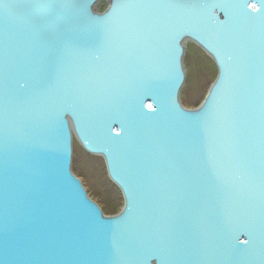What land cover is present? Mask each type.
<instances>
[{"label":"water","instance_id":"obj_1","mask_svg":"<svg viewBox=\"0 0 264 264\" xmlns=\"http://www.w3.org/2000/svg\"><path fill=\"white\" fill-rule=\"evenodd\" d=\"M102 1L0 0V264H264V0ZM187 43L217 69L195 109Z\"/></svg>","mask_w":264,"mask_h":264},{"label":"rangeland","instance_id":"obj_2","mask_svg":"<svg viewBox=\"0 0 264 264\" xmlns=\"http://www.w3.org/2000/svg\"><path fill=\"white\" fill-rule=\"evenodd\" d=\"M106 7V1L103 0L97 10L104 12ZM184 62L186 81L181 92V101L186 108L195 109L205 99L211 84L215 81L217 69L213 61L192 43L186 44ZM198 103L200 104L198 105ZM193 105L195 106L193 107ZM72 170L77 177L80 176L78 178L83 182L93 201L97 204L100 203L102 208L119 209L116 214L107 216L117 215L121 211L123 197L109 180L104 161L99 157L87 154L76 139L73 143Z\"/></svg>","mask_w":264,"mask_h":264},{"label":"trees","instance_id":"obj_3","mask_svg":"<svg viewBox=\"0 0 264 264\" xmlns=\"http://www.w3.org/2000/svg\"><path fill=\"white\" fill-rule=\"evenodd\" d=\"M200 103H198V105H199ZM197 105V106H198ZM190 106L192 107V104H190ZM195 105H193V107H194ZM78 177H80V176H78ZM99 205H100V203H98ZM101 206V205H100ZM101 208H102V206H101ZM102 210H103V212L106 214V215H113V214H116L117 213V211L119 210H115V209H109V208H102Z\"/></svg>","mask_w":264,"mask_h":264}]
</instances>
